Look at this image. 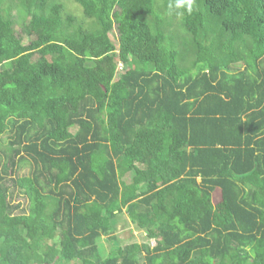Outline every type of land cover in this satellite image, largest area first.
<instances>
[{
    "label": "trees",
    "instance_id": "obj_1",
    "mask_svg": "<svg viewBox=\"0 0 264 264\" xmlns=\"http://www.w3.org/2000/svg\"><path fill=\"white\" fill-rule=\"evenodd\" d=\"M64 1L0 0V264H264V0Z\"/></svg>",
    "mask_w": 264,
    "mask_h": 264
},
{
    "label": "rangeland",
    "instance_id": "obj_2",
    "mask_svg": "<svg viewBox=\"0 0 264 264\" xmlns=\"http://www.w3.org/2000/svg\"><path fill=\"white\" fill-rule=\"evenodd\" d=\"M64 2H67V5L72 10V12L75 13L77 16H79V13H81V10H80L81 8L77 4H75L74 2H72L70 0H65ZM35 9L37 11H42V9L40 7H37V6H35ZM18 27H19V25H18ZM18 27H17V29H18ZM17 32H18V30H17ZM112 38L115 39L116 34H114L112 36ZM27 171H28V169L24 168L21 171V174H26ZM126 178L129 181V175ZM15 199L18 202H20L23 207H26L27 203H26V200L24 199V197L22 195L19 194L17 197H15ZM114 234L119 238V242L121 245H125V244L131 243V242H139V243L149 242L151 245H154V241L148 240L146 238L144 232L142 230L138 229L130 221V219L127 217L126 213H124V212L118 218V222H117ZM101 241L103 242L104 249H106L105 251H108V249L110 247V243L107 240V236H103L101 238Z\"/></svg>",
    "mask_w": 264,
    "mask_h": 264
},
{
    "label": "clouds",
    "instance_id": "obj_3",
    "mask_svg": "<svg viewBox=\"0 0 264 264\" xmlns=\"http://www.w3.org/2000/svg\"><path fill=\"white\" fill-rule=\"evenodd\" d=\"M168 9L178 18H186L195 11V0H169Z\"/></svg>",
    "mask_w": 264,
    "mask_h": 264
}]
</instances>
